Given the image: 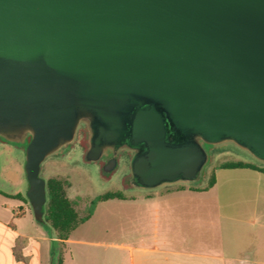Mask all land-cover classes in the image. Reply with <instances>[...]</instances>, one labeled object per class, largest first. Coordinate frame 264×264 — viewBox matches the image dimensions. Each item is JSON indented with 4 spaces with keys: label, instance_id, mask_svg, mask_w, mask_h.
<instances>
[{
    "label": "water",
    "instance_id": "95a60500",
    "mask_svg": "<svg viewBox=\"0 0 264 264\" xmlns=\"http://www.w3.org/2000/svg\"><path fill=\"white\" fill-rule=\"evenodd\" d=\"M81 125L139 191L198 182L207 146L264 163V0H0V138L26 145L38 223L42 165Z\"/></svg>",
    "mask_w": 264,
    "mask_h": 264
},
{
    "label": "crops",
    "instance_id": "0c3cea01",
    "mask_svg": "<svg viewBox=\"0 0 264 264\" xmlns=\"http://www.w3.org/2000/svg\"><path fill=\"white\" fill-rule=\"evenodd\" d=\"M222 170L225 192L216 179L210 188L179 183L99 202L114 212L112 246L130 264H264V173ZM25 198L19 188L0 190V264H51L53 252L76 264L81 255L72 246L86 242L74 234L94 214L60 240Z\"/></svg>",
    "mask_w": 264,
    "mask_h": 264
},
{
    "label": "rangeland",
    "instance_id": "374dc122",
    "mask_svg": "<svg viewBox=\"0 0 264 264\" xmlns=\"http://www.w3.org/2000/svg\"><path fill=\"white\" fill-rule=\"evenodd\" d=\"M88 147L89 133L87 128L81 125L75 141L62 152L49 157L42 165L40 174L46 181L57 179L64 182L66 196L73 202L80 217L88 214L93 201L99 196L121 192L130 197L139 193V190L129 185L131 153L120 152L117 168L109 176H105L102 168L108 157L104 156L96 163L88 162L85 159ZM206 149L208 162L200 180L192 184L197 187L208 186L214 176L221 191L225 192L228 178L224 173L227 172L217 169L225 163L247 162L264 167V163L255 160L248 152L232 143L218 147L207 146ZM25 152L26 145L11 143L0 138V190L9 191L19 188L28 200L29 185L25 173ZM20 180H23L24 186H17L16 182ZM234 180L237 181V179L232 181ZM93 214L91 224L80 226L74 234L76 240L86 242L81 246H72V251L79 249L81 255L78 256L81 258L76 264H130L128 253L120 254L112 246L115 241L112 209H107L98 203L94 207Z\"/></svg>",
    "mask_w": 264,
    "mask_h": 264
},
{
    "label": "trees",
    "instance_id": "16d2710c",
    "mask_svg": "<svg viewBox=\"0 0 264 264\" xmlns=\"http://www.w3.org/2000/svg\"><path fill=\"white\" fill-rule=\"evenodd\" d=\"M30 140V139H29ZM217 169H252L264 173V167H259L252 163L239 162V163H225L220 165ZM213 176L207 188H210L215 183ZM46 204L44 206V224H46L50 231L53 232L60 240L69 239L70 235L83 223L88 221L94 213V207L99 202H104L113 199L124 200L127 199L126 195L118 193H108L99 196L93 201L91 209L84 217H80L76 211L74 204L69 200L65 193V184L61 180L49 179L46 181ZM26 202L28 200L25 198ZM51 264H62V258L55 255L54 252L51 256Z\"/></svg>",
    "mask_w": 264,
    "mask_h": 264
}]
</instances>
